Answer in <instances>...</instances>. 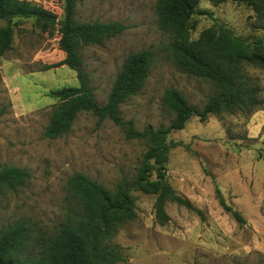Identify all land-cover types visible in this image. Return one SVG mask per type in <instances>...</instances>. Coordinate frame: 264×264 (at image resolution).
<instances>
[{"label":"rangeland","instance_id":"obj_1","mask_svg":"<svg viewBox=\"0 0 264 264\" xmlns=\"http://www.w3.org/2000/svg\"><path fill=\"white\" fill-rule=\"evenodd\" d=\"M63 16L64 0H29ZM157 0H78L82 21H120L128 28L82 55L90 72L95 97L105 103L112 83L131 53L150 49L154 62L144 88L121 107L137 129L168 125L173 115L164 105L165 92L180 90L191 104L202 107L213 86L190 76L172 61L171 39L159 27ZM192 18L191 36L223 25L250 42L263 40L264 19L246 3L214 5L201 0ZM8 21H0V168L7 164L31 173L26 186L6 193L0 201V225L23 220L43 231L66 221L74 199L68 179L83 174L114 190L122 180L134 181L147 145L128 140L111 120L98 125L91 112L80 113L65 135L45 137L52 107L59 99L51 90L79 84L59 45V25L46 19L15 18L8 47ZM261 88L264 72L246 68ZM176 142L166 165L168 182L202 215L174 202L166 203L169 221L156 218V195L134 190L137 217L123 225L111 240L121 248L118 264H264V104L247 112L193 116L184 129L172 132ZM238 210L239 222L220 202Z\"/></svg>","mask_w":264,"mask_h":264},{"label":"trees","instance_id":"obj_2","mask_svg":"<svg viewBox=\"0 0 264 264\" xmlns=\"http://www.w3.org/2000/svg\"><path fill=\"white\" fill-rule=\"evenodd\" d=\"M214 5L226 1L246 3L264 19V0H210ZM201 0H157L159 27L169 35V55L182 72L204 79L213 86L202 107L190 103L178 89L165 92L164 105L173 115L168 125L136 128L132 119L126 120L122 105L145 86L152 70L154 55L150 49L128 55L117 73L107 101L100 103L91 85L82 51L92 45L122 34L128 26L120 21H82L77 18L78 0H64L63 16L29 0H0V21H8L4 44L8 47L15 18L46 19L59 25V45L65 58L57 66L67 65L77 72L79 84L50 91L59 99L45 128V137L57 139L67 134L82 112H91L98 125L111 120L120 126L128 140L144 142L146 152L134 181L122 180L110 190L76 173L68 179V189L74 203L69 207L66 221L53 231H43L17 220L0 225V264H118L125 258L119 246L111 240L124 224L136 217L134 190L156 195V218L161 224L169 221L166 203L174 202L202 215L189 199L176 194L168 182L166 165L177 143L170 141L172 132L185 128L198 116L206 121L210 115L249 112L262 107L261 88L247 75L246 68L264 72V42L240 37L223 25L203 30L197 39L191 36L192 18L198 13ZM4 113L0 108V116ZM31 173L24 168L3 165L0 168V201L9 192L26 186ZM222 206L241 223L246 219L218 190Z\"/></svg>","mask_w":264,"mask_h":264}]
</instances>
